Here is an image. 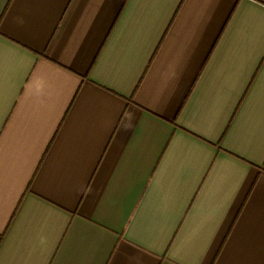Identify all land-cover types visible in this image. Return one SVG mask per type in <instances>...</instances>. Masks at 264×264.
<instances>
[{"label": "crops", "instance_id": "1", "mask_svg": "<svg viewBox=\"0 0 264 264\" xmlns=\"http://www.w3.org/2000/svg\"><path fill=\"white\" fill-rule=\"evenodd\" d=\"M0 264H264V0H0Z\"/></svg>", "mask_w": 264, "mask_h": 264}]
</instances>
